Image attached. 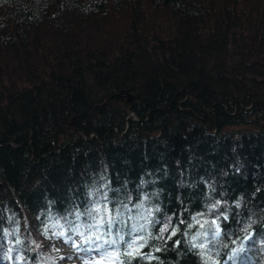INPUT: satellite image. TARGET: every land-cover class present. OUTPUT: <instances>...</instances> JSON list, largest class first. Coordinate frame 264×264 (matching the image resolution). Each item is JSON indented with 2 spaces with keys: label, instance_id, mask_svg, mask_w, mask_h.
I'll use <instances>...</instances> for the list:
<instances>
[{
  "label": "trees",
  "instance_id": "trees-1",
  "mask_svg": "<svg viewBox=\"0 0 264 264\" xmlns=\"http://www.w3.org/2000/svg\"><path fill=\"white\" fill-rule=\"evenodd\" d=\"M213 220L264 264V0H0V264H205Z\"/></svg>",
  "mask_w": 264,
  "mask_h": 264
},
{
  "label": "snow or ice",
  "instance_id": "snow-or-ice-1",
  "mask_svg": "<svg viewBox=\"0 0 264 264\" xmlns=\"http://www.w3.org/2000/svg\"><path fill=\"white\" fill-rule=\"evenodd\" d=\"M100 199L103 201H107L108 197L103 192H99ZM123 206V205H122ZM214 208L217 207L216 205L213 206ZM77 218H79L82 215H86L90 217L93 221V223L90 225V228H95L96 232L92 233L91 235H85L84 232H81L79 230V226L73 225V231H75L76 235L80 238H82V243L93 245L91 248H85L83 249L86 252H96L101 257H104L108 253V249H113L116 251V240H104L102 243L101 241V235L99 234V229L101 227H105V233L111 234L112 229L115 226L116 227V233L119 235L124 231V228L127 227V223L124 221H120L118 219L119 213H117V216H113L110 212V210L107 209L106 205L104 207L100 206L99 201H97V204L95 207H91L90 209L85 208L84 212H73ZM219 218V215H218ZM224 221L228 220L227 216L222 217ZM212 225H215V229H213ZM57 225H53V227H56ZM62 227V226H61ZM201 228H204V225H201ZM164 231H167V228H164ZM57 236H64V232H58L54 233ZM130 233H125V235H128ZM176 233L173 231L172 235H175ZM228 233L227 230L221 231L220 225L216 222V220L212 221V224L208 225V228L202 232L197 233L193 237V242H191V247L193 249H197V254L201 257L205 258V264H207V261L212 258L213 253L216 256L221 255V250L227 247V244L225 243V240L222 239V237H227ZM170 238V237H169ZM119 239L121 242H124V236L120 235ZM140 239H143L142 237ZM251 240V237H249ZM197 241H199L197 243ZM175 243V242H174ZM233 243H235L233 241ZM105 245L108 246V248H105ZM73 246L80 248L79 244H76L73 242ZM143 244H140L139 247H143ZM132 244H128V248H131ZM159 251V249H157ZM246 249L244 247L239 248H232L230 249V253H223L226 256L227 261H236V260H243L245 256ZM125 256L126 257H132L133 253L132 251L125 250ZM139 255V253H137Z\"/></svg>",
  "mask_w": 264,
  "mask_h": 264
},
{
  "label": "rangeland",
  "instance_id": "rangeland-1",
  "mask_svg": "<svg viewBox=\"0 0 264 264\" xmlns=\"http://www.w3.org/2000/svg\"><path fill=\"white\" fill-rule=\"evenodd\" d=\"M213 226V225H212ZM68 255V257H64ZM86 257H80L78 254L75 252V247L73 246L72 248L69 247H63L60 246L56 248L55 251V256L53 257V264H105L101 262H97L94 259H92V256H87ZM250 263V258L245 254L243 260H236V261H227L225 260L223 264H249Z\"/></svg>",
  "mask_w": 264,
  "mask_h": 264
}]
</instances>
